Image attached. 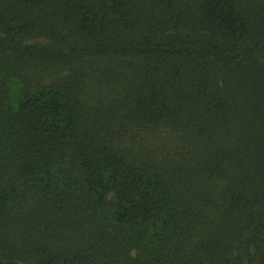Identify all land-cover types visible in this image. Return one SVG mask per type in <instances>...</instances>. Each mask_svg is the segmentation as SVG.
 <instances>
[{
	"label": "trees",
	"instance_id": "obj_1",
	"mask_svg": "<svg viewBox=\"0 0 264 264\" xmlns=\"http://www.w3.org/2000/svg\"><path fill=\"white\" fill-rule=\"evenodd\" d=\"M0 264H264V0H0Z\"/></svg>",
	"mask_w": 264,
	"mask_h": 264
}]
</instances>
